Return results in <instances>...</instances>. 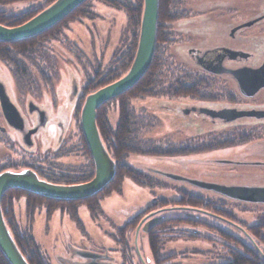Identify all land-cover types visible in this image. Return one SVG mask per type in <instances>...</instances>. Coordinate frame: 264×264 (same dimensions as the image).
Listing matches in <instances>:
<instances>
[{
	"label": "rangeland",
	"instance_id": "obj_1",
	"mask_svg": "<svg viewBox=\"0 0 264 264\" xmlns=\"http://www.w3.org/2000/svg\"><path fill=\"white\" fill-rule=\"evenodd\" d=\"M114 1L118 2L117 5L125 4L126 1L133 5L139 3V0ZM43 2L44 0L17 1L5 6L0 5V11L18 13L31 6H39ZM176 2H179L180 5V8L178 5L176 9L178 12V18L176 19L181 20V22L177 24L169 21L163 22L161 29L164 32L156 48L157 54L162 60V64H164L163 66L171 65L172 74L163 73L160 92L155 88L149 95L144 94L132 99L130 104L137 115L143 116L147 123L151 122L148 130L139 134L141 139L153 140V144L157 145L158 148L161 147V149L166 148L168 144L172 145L169 148L173 151H180L181 154L172 157L130 155L126 162L145 173H147V169L151 168L209 183L264 187V139L223 140L209 137L200 139L201 142L197 140L192 142L188 137V133L175 131V128L166 119H163L167 112L162 111L163 109L160 108L161 104L171 105V103L175 104L177 101L180 103L181 98L178 99L177 93L173 91L175 85L172 86L171 81L181 77L184 67L187 68L188 63L183 61L187 57L186 51L182 49L186 46V42L189 43L186 33V21H198L204 18L213 19L215 13H207L220 4V21L224 20L225 24L241 22L254 13L257 15L264 14V0H176ZM142 3L141 0L139 23ZM89 6H91V10L96 17L94 19L74 18L62 30L56 40L50 39L48 42L46 39L42 40L43 43L41 42L40 49L43 51L42 53L34 52L31 54V52H25L23 55H17L15 56L19 62H17V65L15 61L8 58H0V80L13 86L15 96L19 102L23 100L20 97L21 95H34L32 84H42L39 102L45 103L47 107L52 100L53 91H50L51 87L52 90H56V87L61 84L69 86L72 80L76 82L79 89H83L87 83L90 86L94 85L93 89L86 91L85 94L87 95V93L89 94L106 85L96 87L98 79L102 80V76L110 74L111 69H116L113 64L115 61L122 59L124 51L132 41V33L136 30V27L132 26L133 24L131 25L125 11L108 5L104 0H92ZM203 14H207V16H202ZM174 32L177 35L176 38H174ZM225 41L227 40L225 39ZM37 42H40V40ZM165 67H160L161 73L165 70ZM44 68L48 69L44 71ZM128 68L123 74L116 72V74H119L118 77H122ZM96 71L100 74L95 75ZM59 101L58 104L62 105L64 100ZM83 101L84 99H82L76 111L74 107L67 108L68 132L72 134L70 145L74 148L78 147L79 142L76 132L79 130L78 119ZM108 102L110 103L103 110L110 124L114 126L118 117L117 101L110 100ZM184 102L189 103L186 99H184ZM191 144L196 148L198 147V150L191 151L192 148H186ZM210 144L211 147L208 148ZM19 156V154L15 156L5 147H0V165L6 157L12 162H16ZM225 160L228 163H225ZM57 163L63 165L64 168H77L85 166L87 161L83 156H74L69 159L58 160ZM256 163L257 165H254ZM60 165L56 166L61 169ZM168 185L169 187L164 189H151L139 186L129 178L124 179L120 194L113 193L101 200L102 214L97 219L91 218L85 205L80 204L78 206V218L82 224V230L66 212L56 209L48 216L45 206H43L34 212L31 226L33 238L39 245L40 251L48 264H71L72 262L79 263L84 259L87 260L77 255L78 252L92 253L97 256L98 254H106L111 258L112 264H155L152 260L146 236L139 230L135 237L137 225L148 214L136 220L134 227L131 231H128L124 240L125 244L128 243L127 245L120 243L117 229L123 227L133 220L137 214L144 211L154 198L176 199L178 194L172 189L173 187L183 188L191 193H198L209 198H218L219 196H215V193L208 190L191 188L183 182L169 183ZM232 201L234 200H231V202L220 201L222 202L220 204L223 205L225 210L235 215L237 221L244 223L246 227L242 223L227 221L238 226L245 234L253 237L248 232L247 227L260 222L261 218L259 217L264 216V204L247 203L249 205H241ZM168 208H171L169 212L158 209L161 212L156 214L163 215L165 212V215H173V213L181 215L187 213L186 216L195 217V214L185 208L180 210L172 209L178 208L173 206ZM208 213L213 214L214 212L208 211ZM215 215L221 217L218 214ZM13 217L17 227L24 228L27 226L29 219L25 199L18 198L14 201ZM202 217L208 223L214 224H203L195 227L185 226L190 230L189 233L185 234L186 237L175 238L162 246L161 256L162 258L166 257L168 260L163 264H219L225 260V250L227 249L223 245L227 242L220 236L219 229L223 232H230L239 237L243 235L244 237L242 231L239 232L240 230L238 231L231 225L212 217ZM221 218L225 220L224 217ZM262 236L264 237V230ZM243 241L249 243L246 238ZM252 242L264 250V243L261 240L255 239ZM231 244L233 243L231 242Z\"/></svg>",
	"mask_w": 264,
	"mask_h": 264
},
{
	"label": "flooded vegetation",
	"instance_id": "obj_2",
	"mask_svg": "<svg viewBox=\"0 0 264 264\" xmlns=\"http://www.w3.org/2000/svg\"><path fill=\"white\" fill-rule=\"evenodd\" d=\"M220 11L219 4L207 13H215V18L186 21L189 43L186 42V46L182 47L187 55L186 59L182 60L188 64L187 68L184 67L183 77L178 78V81L184 82L173 87L178 99H181L180 103L177 101L171 105H160L162 111L167 112L163 119H166L175 131L188 133L192 142H201L200 139L209 137L223 140H263L264 87L253 93H244L231 72L247 68L255 70L264 64V14L254 13L241 22L225 24L224 20L220 21ZM169 22L177 24L181 20L174 19ZM163 32L161 29L160 38ZM174 34L176 38L177 35L175 32ZM46 69L48 68L43 70ZM0 83L4 95L17 110L22 122L21 129H16L13 125L15 120L4 116L0 104V147L7 148L15 156L20 155L16 162L6 157L0 165V170L18 167L31 169L36 174L51 179L59 177L60 174L70 175V171H77L79 167L64 168L57 162L74 156L85 157L79 130L76 132L78 147L70 145L72 134L68 132L67 114V108L74 107L76 111L86 96L84 88L79 89L74 80L69 86L58 85L56 90L51 87L52 100L47 107L45 103L39 102L42 84H32L34 95L20 94L23 100L19 102L13 86L1 80ZM184 99L189 103L184 102ZM58 100H64L62 105L58 104ZM222 112L228 115L225 118L215 116ZM210 147L211 144L208 148ZM186 148H192L191 151L198 150L193 144ZM225 163L228 161L225 160ZM56 165H60L61 169ZM148 170L167 178L164 171L151 168ZM183 183L191 188L203 190ZM71 264H112V261L106 254H98V258L94 260L89 258Z\"/></svg>",
	"mask_w": 264,
	"mask_h": 264
},
{
	"label": "trees",
	"instance_id": "obj_3",
	"mask_svg": "<svg viewBox=\"0 0 264 264\" xmlns=\"http://www.w3.org/2000/svg\"><path fill=\"white\" fill-rule=\"evenodd\" d=\"M17 1L27 0H0V5L5 6ZM54 1L55 0H44L43 4L39 6H31L18 13H7L5 11H0V24L7 27L18 26L32 18L34 15L43 10L45 7L49 6ZM91 1L92 0H87L57 25L38 36L14 43L0 42V58H8L12 61H15V64L17 65L19 63L16 60L17 58H15V56L17 55H23L25 52H31V54H33L34 52L42 53L43 51L40 50L42 46L41 44L43 43L42 40L44 41L46 39L47 42L50 39L56 40L57 37L60 36V34L62 33V30L67 27L69 22H72L74 18L84 17L88 19H94L96 17L95 13L91 10V6H89V3ZM104 1L112 7H116L119 10L125 11L127 16L129 17L131 25L133 24L132 26L136 27V30L132 33V41L129 43L127 49L124 51L122 59L120 61L117 60L114 62L113 65L114 67H116V69H111L112 71L109 70L110 74H105L104 76H102V80L98 79L96 87L105 84L107 85L117 80L119 78V74H116V72L123 74L126 69L130 66L134 57V52L137 43V28L141 7V0H139V3L135 5L131 4L128 1H126L125 4L119 5H117L118 2L116 3L114 0ZM175 1L176 0H159L156 46L152 62L146 74L134 87H132L126 93L111 100L113 102L117 101L118 117L115 125L112 126L110 124L105 114V111L103 110L105 106L110 102L103 104L97 110L96 125L98 131L106 149L108 150V153L110 154V157L114 160L116 164L115 176L112 181L98 194L80 201L51 200L19 189H10L6 191L2 196L1 210L4 220L19 251L22 253L28 264H48L42 252L40 251L39 245L33 238L31 226L34 219V212L36 209L45 206L48 216L53 213L56 209H60L61 211L66 212L69 217L82 230V224L78 218V206L80 204L85 205L91 218L94 220L97 219L102 214V210L100 208L101 200L104 197L109 196L113 193L120 194L122 183L126 178H129L131 181H133L139 186H144L151 189H164L169 187V183H178L176 181L162 177L161 175H156L151 171L149 172V170L147 171V173H145L129 165L126 162V159L130 155H152L172 157L174 155L181 154L180 151L171 150L169 147H172V145L168 144L166 148H162V150L161 147L158 148L157 145L153 144V140L141 139L139 137V134L144 133L146 130H148V127L151 126V122L147 123L143 116L137 115L130 104L132 99L144 94L149 95V93L153 92L155 88L158 89L160 92V90L162 89L161 85L163 83V73L166 72V74H172L171 65L168 64L166 65V67L163 66L164 64H162V60L159 58L156 48L158 47L159 41H161L160 31L163 22L178 18V12L176 9L179 5V2L175 3ZM39 40L40 42H37ZM35 44L37 45L35 46ZM37 46L39 48H36ZM14 48L15 50H13ZM160 67H165V70L162 73L160 72ZM97 74L100 73L96 71L95 75ZM181 77H183V72L181 74ZM182 82L184 81H178V79H175L171 81V85L173 86ZM93 86L94 85L90 86L89 83H87V85H85L84 87L85 93L86 91L93 89ZM79 132L81 133V147L83 150V155L87 160V164L85 166L79 167L77 171H70V175L63 174L61 176L60 174L59 177L57 176L51 179L49 177L43 176L42 174H37L39 178L54 184L70 185L87 182L93 177V161L89 154L87 145L84 141L80 128ZM172 189H174L178 194L176 199L169 200L166 198H154L151 204L144 211L137 214V216H135L133 220L126 223V225L117 229V233L120 236V243H122L123 245L128 244L127 242L126 244L124 242L125 236L127 235L129 230L131 231V229L134 227L135 221L140 219L141 216L149 214L153 212V210H162L168 208L169 206L178 207V210L185 208L191 211L192 214H195V217H188L186 216L187 213H183L181 215H175L174 213L173 215H165V212H169L165 211L163 214L164 219L159 224L151 228L147 234H145L151 252V256L153 258L152 260L155 264H163L167 260L166 257L162 258L161 256L160 251L163 248L162 246L166 242L175 238L186 237L185 234L189 233L190 231L188 228H186L187 226L195 227L201 226L203 224H214L211 222L208 223L207 221H205V219H203L202 216L215 218L216 220H220L225 224L233 226L234 228L238 229V231L240 230L239 227H236L231 222L234 221L238 224L242 222L237 221L235 215H233L230 211L225 210L223 208V205L220 204L222 203L220 201L231 202V200L222 198L215 194L214 195L218 196V198H209L207 196L199 195L198 193H191L183 188L173 187ZM18 198L25 199L26 212L29 220L27 226L24 228L17 227V224L15 223L13 217V203ZM232 202L241 205H249L247 203H240L238 201ZM207 210L212 211L214 213H208ZM215 214L224 217L225 220H223L221 217L216 216ZM259 218H261L260 222L253 226L247 227L248 232H250L253 237L247 234H244V237L243 235L239 237L233 235L230 232H223L219 229L220 236L225 239V242H227L226 244L223 243V245L227 247V249L225 250L226 258L219 264H264V250L262 249V247H258L254 242H252L255 239H259L264 243V237L262 236L264 230V216L261 215ZM227 220H230L231 222ZM242 224L246 227L244 223ZM239 232H241V230ZM245 238L249 240V243H245L243 241V239ZM231 242L233 244H231ZM0 264H8L1 252Z\"/></svg>",
	"mask_w": 264,
	"mask_h": 264
},
{
	"label": "water",
	"instance_id": "obj_4",
	"mask_svg": "<svg viewBox=\"0 0 264 264\" xmlns=\"http://www.w3.org/2000/svg\"><path fill=\"white\" fill-rule=\"evenodd\" d=\"M86 1L55 0L18 26L7 27L0 24V42L14 43L38 36L57 25ZM142 2L136 48L127 72L117 80L87 94L80 110L79 125L93 161V177L84 183L65 185L47 182L39 178L31 169H6L0 172V252L8 264H28V262L19 251L2 214L1 200L6 191L19 189L51 200L80 201L101 192L114 178L116 164L101 139L96 125V116L99 107L129 91L140 81L150 67L156 46L159 0H142ZM231 74L244 93H253L264 87V64L255 70L247 68L233 71ZM0 104L4 116L14 119L13 125L16 129H21L20 116L4 95L1 83ZM227 115L228 113L226 112L215 114V116L223 118ZM165 176L173 181L186 182L197 188L212 191L230 200L264 204V187L209 183L169 173L165 174ZM169 209L171 208L162 210L170 211ZM159 212L161 211L151 212L139 222L135 230V237L139 230L145 235L164 219L163 215L156 214ZM242 232L245 234L244 231ZM78 254L86 259L94 260L98 258L97 255L92 253L78 252Z\"/></svg>",
	"mask_w": 264,
	"mask_h": 264
}]
</instances>
